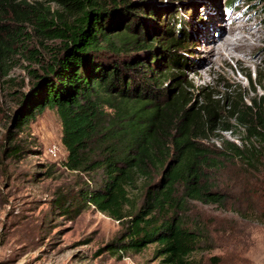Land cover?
Here are the masks:
<instances>
[{"label":"trees","instance_id":"obj_1","mask_svg":"<svg viewBox=\"0 0 264 264\" xmlns=\"http://www.w3.org/2000/svg\"><path fill=\"white\" fill-rule=\"evenodd\" d=\"M133 8L131 0H0V81L20 54L37 66L27 67L30 84L16 92L8 139L55 108L68 151L63 165L89 180L73 200L61 196L58 204L76 214L94 206L122 224L100 251L119 255L157 244L162 264H202L194 253L208 249L211 237L191 219V204L229 202L221 181L228 164L264 168V95L227 82L224 91L207 85L189 92L195 86L174 69L186 67L179 50L190 32L174 19L165 44L149 39ZM39 38L44 52L33 45ZM156 59L167 62L165 72L156 74ZM153 75L171 80L167 91L150 83ZM246 77L260 86L259 72ZM217 130L239 133L241 143L208 144Z\"/></svg>","mask_w":264,"mask_h":264},{"label":"rangeland","instance_id":"obj_2","mask_svg":"<svg viewBox=\"0 0 264 264\" xmlns=\"http://www.w3.org/2000/svg\"><path fill=\"white\" fill-rule=\"evenodd\" d=\"M131 2L133 9L140 10L138 20L147 25L149 39L160 37L165 44V29L174 19L181 23L178 28L190 32L188 44L179 50L185 53L186 67L183 71L174 69L180 79L195 86L189 92L197 95L207 85L224 91L227 82L242 87L244 94L250 92L252 96L256 88V94L264 95V0ZM52 7L59 6L52 3ZM231 22L237 24L232 26ZM213 36L220 39L217 45L227 38L245 40L240 43L241 51L229 49L228 57L222 60L210 50L208 39ZM43 41L50 46L59 42ZM33 45L45 51L40 38ZM140 53L151 62L152 55ZM29 65L20 54L16 65L0 81V264H162L155 254L157 244L119 255L100 251L118 236L122 224L94 206L76 214L75 210L65 213L66 204H58L61 196L64 201L73 200L89 180L83 172L63 165L68 151L62 143V123L55 108H45L16 140L8 139L17 107L16 92L26 90L31 81ZM166 65L163 60L153 61L156 74L165 72ZM30 66L37 68L35 64ZM249 72L261 74L260 86L258 78L249 82ZM154 78L150 83L157 81L155 86L167 91L171 80ZM222 140L241 143L239 133L222 130L207 143L220 145ZM53 145L59 148L57 156L50 152ZM13 146L21 149L20 154L12 153ZM221 176L222 186L230 191L225 206L199 201L191 204V219H198L211 237L209 248L194 256L202 264H264V168L251 171L236 161L228 164Z\"/></svg>","mask_w":264,"mask_h":264},{"label":"bare ground","instance_id":"obj_3","mask_svg":"<svg viewBox=\"0 0 264 264\" xmlns=\"http://www.w3.org/2000/svg\"><path fill=\"white\" fill-rule=\"evenodd\" d=\"M232 23V22H231ZM237 22H233L232 23V26L236 25ZM239 26V25H238ZM237 27V26H236ZM235 27V28H236ZM232 28V27H231ZM238 28V27H237ZM241 28H244V25L241 27ZM240 28V30H241ZM235 31V30H234ZM210 41V50L214 53V54H217L219 55V58H221L222 60H225L227 57H228V50L229 49H232L234 51H241L242 48L240 46V43L245 40V37H242V38H234V39H221L223 40V42L220 43V45H217V41H219L220 39H218L216 36H213L211 38L208 39ZM245 51V49L243 50V52ZM232 57H235L232 55ZM246 61V60H245ZM241 62V61H240Z\"/></svg>","mask_w":264,"mask_h":264},{"label":"built area","instance_id":"obj_4","mask_svg":"<svg viewBox=\"0 0 264 264\" xmlns=\"http://www.w3.org/2000/svg\"><path fill=\"white\" fill-rule=\"evenodd\" d=\"M58 150L59 148L57 147V145H53L52 147H50V152L52 153V155L57 156L58 154Z\"/></svg>","mask_w":264,"mask_h":264}]
</instances>
